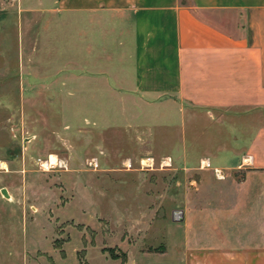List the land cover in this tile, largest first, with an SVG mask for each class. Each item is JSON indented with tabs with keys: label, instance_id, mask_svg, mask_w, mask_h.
<instances>
[{
	"label": "crops",
	"instance_id": "obj_1",
	"mask_svg": "<svg viewBox=\"0 0 264 264\" xmlns=\"http://www.w3.org/2000/svg\"><path fill=\"white\" fill-rule=\"evenodd\" d=\"M19 4L36 9L38 69L67 64L70 96L104 87L179 132L182 167L222 172L185 192L175 262L264 264V0Z\"/></svg>",
	"mask_w": 264,
	"mask_h": 264
},
{
	"label": "rangeland",
	"instance_id": "obj_2",
	"mask_svg": "<svg viewBox=\"0 0 264 264\" xmlns=\"http://www.w3.org/2000/svg\"><path fill=\"white\" fill-rule=\"evenodd\" d=\"M22 12L0 0V264H179L184 194L215 175L182 167L179 132L132 119L138 104L85 81L70 96L63 61L39 70L36 9Z\"/></svg>",
	"mask_w": 264,
	"mask_h": 264
},
{
	"label": "built area",
	"instance_id": "obj_3",
	"mask_svg": "<svg viewBox=\"0 0 264 264\" xmlns=\"http://www.w3.org/2000/svg\"><path fill=\"white\" fill-rule=\"evenodd\" d=\"M138 163H139L140 169H152L155 164V160L151 156H146V157L140 158ZM169 163H170V159H169ZM213 172L217 178H223V174L220 170L213 168Z\"/></svg>",
	"mask_w": 264,
	"mask_h": 264
},
{
	"label": "bare ground",
	"instance_id": "obj_4",
	"mask_svg": "<svg viewBox=\"0 0 264 264\" xmlns=\"http://www.w3.org/2000/svg\"><path fill=\"white\" fill-rule=\"evenodd\" d=\"M49 164H51V165H55L56 164V157L54 155H50L48 162L47 163L45 162L42 165L43 166H47ZM48 167H51V166H48ZM9 198H11V196Z\"/></svg>",
	"mask_w": 264,
	"mask_h": 264
}]
</instances>
